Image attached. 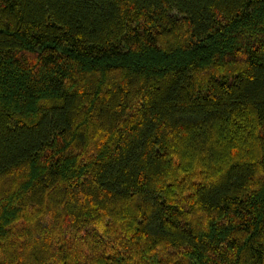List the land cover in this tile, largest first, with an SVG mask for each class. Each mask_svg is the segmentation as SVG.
Wrapping results in <instances>:
<instances>
[{
  "label": "trees",
  "instance_id": "obj_1",
  "mask_svg": "<svg viewBox=\"0 0 264 264\" xmlns=\"http://www.w3.org/2000/svg\"><path fill=\"white\" fill-rule=\"evenodd\" d=\"M0 264H264V0H0Z\"/></svg>",
  "mask_w": 264,
  "mask_h": 264
}]
</instances>
